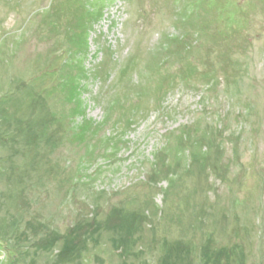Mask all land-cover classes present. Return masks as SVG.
<instances>
[{
    "label": "rangeland",
    "instance_id": "1",
    "mask_svg": "<svg viewBox=\"0 0 264 264\" xmlns=\"http://www.w3.org/2000/svg\"><path fill=\"white\" fill-rule=\"evenodd\" d=\"M0 264H264V0H0Z\"/></svg>",
    "mask_w": 264,
    "mask_h": 264
},
{
    "label": "trees",
    "instance_id": "2",
    "mask_svg": "<svg viewBox=\"0 0 264 264\" xmlns=\"http://www.w3.org/2000/svg\"><path fill=\"white\" fill-rule=\"evenodd\" d=\"M229 18H233V16H228ZM234 19V18H233ZM242 251H244L243 249H242Z\"/></svg>",
    "mask_w": 264,
    "mask_h": 264
},
{
    "label": "crops",
    "instance_id": "3",
    "mask_svg": "<svg viewBox=\"0 0 264 264\" xmlns=\"http://www.w3.org/2000/svg\"><path fill=\"white\" fill-rule=\"evenodd\" d=\"M15 258H16V256H15Z\"/></svg>",
    "mask_w": 264,
    "mask_h": 264
}]
</instances>
